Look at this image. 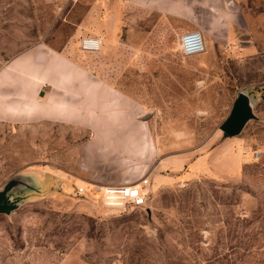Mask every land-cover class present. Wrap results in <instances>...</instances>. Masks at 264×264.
Listing matches in <instances>:
<instances>
[{
	"label": "rangeland",
	"instance_id": "obj_1",
	"mask_svg": "<svg viewBox=\"0 0 264 264\" xmlns=\"http://www.w3.org/2000/svg\"><path fill=\"white\" fill-rule=\"evenodd\" d=\"M189 31L204 53L183 56ZM36 51L73 64L65 83ZM17 61L29 81L6 77ZM93 81L124 101L89 104ZM241 91L256 118L230 138ZM114 167L150 178L146 208H107L81 181ZM17 174L38 186L0 214V264H264V0H0V189Z\"/></svg>",
	"mask_w": 264,
	"mask_h": 264
},
{
	"label": "crops",
	"instance_id": "obj_2",
	"mask_svg": "<svg viewBox=\"0 0 264 264\" xmlns=\"http://www.w3.org/2000/svg\"><path fill=\"white\" fill-rule=\"evenodd\" d=\"M88 31V30H86ZM83 36V34H80ZM87 37H91V36H87ZM86 38V37H84ZM83 39V38H82ZM102 39V38H101ZM102 41L104 42V40L102 39ZM109 42V40H108ZM103 46V44H102ZM102 48V47H101ZM101 50V49H100ZM99 50V51H100ZM85 52V51H84ZM87 53H94V52H87ZM33 66H42L44 67L45 71H49L50 72V82L51 84H56V83H65L64 81L59 79V74L61 73H66L69 70L74 69L73 64L65 59L61 54H58L56 56L50 57L49 60L45 59L43 57V54L40 51H36V53L34 54L33 57ZM23 61H17L13 64L12 68L10 69V71L6 72V77L10 80H22V81H27L28 78L20 75V73L18 72L21 69V65L23 66ZM26 68V67H25ZM71 80V79H70ZM69 79H67V81H70ZM29 81V80H28ZM62 81V82H61ZM69 83V82H68ZM107 82H92L91 85L88 88L87 91V95L85 98V101L88 102L89 104H98L99 106H107L109 103H107V99H111L112 101L114 100L115 102L119 103L120 101H124L123 99L119 98V96L117 95L118 91L114 88L111 87H105L102 86L101 84H105ZM70 84V83H69ZM45 92V91H44ZM46 95V92H45ZM44 95V96H45ZM48 96V94L46 95V97ZM101 97L103 98L101 100ZM73 97L69 96V100H72ZM110 100V101H111ZM36 105L38 107L41 108V110H46V107L42 108L40 102H36ZM26 106H29V103L26 104ZM101 108V107H100ZM47 111V110H46ZM45 111V112H46ZM46 115V113H44ZM53 114V113H52ZM126 138V139H125ZM127 136L125 135V133H121V134H116V135H111V141H109L108 145L112 146L114 148H122L125 147V143H126ZM98 142H100V139H98ZM137 143V142H136ZM129 148V147H127ZM133 148L136 151H139L140 153H144V147L142 146V144L137 143L135 146H133ZM119 151V150H118ZM120 152V151H119ZM119 169L117 167H114V169L109 168L107 170V173L104 174H99L97 177H94L93 180L97 181L98 183H94V182H89V181H85V180H81L82 183H84L85 185H87L86 189L93 191L95 190V187H97V189L99 190H103L106 187L109 186H118V185H123V184H130L131 182L128 180H124V174L125 172L122 170V172L118 171ZM91 186L92 188L89 189ZM150 188H151V181H150Z\"/></svg>",
	"mask_w": 264,
	"mask_h": 264
},
{
	"label": "water",
	"instance_id": "obj_3",
	"mask_svg": "<svg viewBox=\"0 0 264 264\" xmlns=\"http://www.w3.org/2000/svg\"><path fill=\"white\" fill-rule=\"evenodd\" d=\"M41 91L40 96L44 97ZM256 101L246 91L238 93L232 110L227 119L221 124L220 130L230 138L240 135L246 125L256 118L254 113ZM150 114L142 115V121L147 120ZM37 181L30 175L17 174L0 189V214L10 215L25 201L27 195L37 190Z\"/></svg>",
	"mask_w": 264,
	"mask_h": 264
},
{
	"label": "built area",
	"instance_id": "obj_4",
	"mask_svg": "<svg viewBox=\"0 0 264 264\" xmlns=\"http://www.w3.org/2000/svg\"><path fill=\"white\" fill-rule=\"evenodd\" d=\"M103 41L99 37H86L81 40L80 47L85 52H97ZM183 56H197L205 51L204 37L200 31L184 33L179 41ZM83 192L82 189H80ZM104 205L110 209H120L125 206L146 208L150 199V178L143 177L136 183L109 186L102 190Z\"/></svg>",
	"mask_w": 264,
	"mask_h": 264
}]
</instances>
